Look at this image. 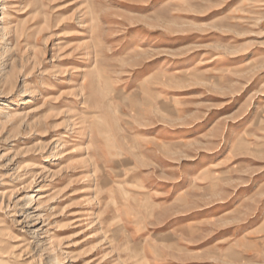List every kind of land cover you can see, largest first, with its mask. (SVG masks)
Wrapping results in <instances>:
<instances>
[{
    "label": "rangeland",
    "instance_id": "rangeland-1",
    "mask_svg": "<svg viewBox=\"0 0 264 264\" xmlns=\"http://www.w3.org/2000/svg\"><path fill=\"white\" fill-rule=\"evenodd\" d=\"M0 264H264V0H0Z\"/></svg>",
    "mask_w": 264,
    "mask_h": 264
}]
</instances>
